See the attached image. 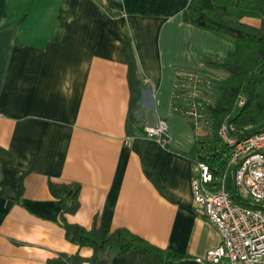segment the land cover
<instances>
[{
    "label": "crops",
    "instance_id": "crops-1",
    "mask_svg": "<svg viewBox=\"0 0 264 264\" xmlns=\"http://www.w3.org/2000/svg\"><path fill=\"white\" fill-rule=\"evenodd\" d=\"M188 1L0 0V147L14 156L0 162V264L88 256L63 222L124 228L188 258L218 243L191 194L196 133L171 103L178 69L222 78L204 59L233 45L187 23ZM124 38L136 64L132 104ZM159 118L164 145L143 133ZM49 178L79 184L75 213L60 216L71 192L53 198Z\"/></svg>",
    "mask_w": 264,
    "mask_h": 264
},
{
    "label": "trees",
    "instance_id": "trees-1",
    "mask_svg": "<svg viewBox=\"0 0 264 264\" xmlns=\"http://www.w3.org/2000/svg\"><path fill=\"white\" fill-rule=\"evenodd\" d=\"M255 18V25L245 18ZM184 20L229 41L233 48L222 59H204L205 64L226 72L215 81L212 102L208 107L209 122L196 134L192 149L186 153L191 162L207 163L215 176L224 173L225 189L231 198L244 206L249 201L238 194L227 164V146L217 135L223 121L233 123L237 139L264 128V0H189L183 10ZM127 77L131 89L130 103L135 101L136 64L129 38H124ZM245 101L237 106L239 97ZM0 162H14V156L0 147ZM53 198L71 195L60 209V216L79 208V184L72 181L47 180ZM65 238L78 247H89L91 253L60 252L49 258L51 264H174L189 256L171 248L159 247L124 229L105 231L93 221L89 227L78 222H63Z\"/></svg>",
    "mask_w": 264,
    "mask_h": 264
},
{
    "label": "built area",
    "instance_id": "built-area-1",
    "mask_svg": "<svg viewBox=\"0 0 264 264\" xmlns=\"http://www.w3.org/2000/svg\"><path fill=\"white\" fill-rule=\"evenodd\" d=\"M214 90L212 76L199 68L177 70L171 107L190 120L196 134L209 122ZM244 101L239 97L237 106ZM234 130L233 123L223 121L217 135L228 148L227 164L238 194L249 201V206L231 198L225 189L226 173L215 176L207 163H192L190 185L195 211L213 223L219 234L218 243L191 258L198 264H264V128L239 139L232 135ZM143 133L164 145L165 119L145 125Z\"/></svg>",
    "mask_w": 264,
    "mask_h": 264
},
{
    "label": "water",
    "instance_id": "water-1",
    "mask_svg": "<svg viewBox=\"0 0 264 264\" xmlns=\"http://www.w3.org/2000/svg\"><path fill=\"white\" fill-rule=\"evenodd\" d=\"M174 264H198V263L191 258H186V259H181L179 261H175Z\"/></svg>",
    "mask_w": 264,
    "mask_h": 264
},
{
    "label": "rangeland",
    "instance_id": "rangeland-1",
    "mask_svg": "<svg viewBox=\"0 0 264 264\" xmlns=\"http://www.w3.org/2000/svg\"><path fill=\"white\" fill-rule=\"evenodd\" d=\"M222 76H223V75H222ZM224 76H225V75H224ZM212 78H213V83L215 84V81L218 80V79H220L221 76H220V77H219V76H218V77L216 76V78L213 76ZM214 88H215V87H214ZM215 89H216V88H215Z\"/></svg>",
    "mask_w": 264,
    "mask_h": 264
}]
</instances>
